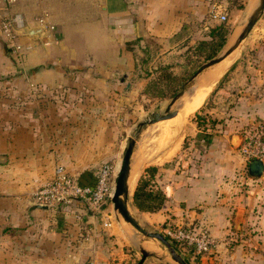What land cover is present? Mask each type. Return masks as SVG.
Returning a JSON list of instances; mask_svg holds the SVG:
<instances>
[{"label": "crops", "instance_id": "obj_1", "mask_svg": "<svg viewBox=\"0 0 264 264\" xmlns=\"http://www.w3.org/2000/svg\"><path fill=\"white\" fill-rule=\"evenodd\" d=\"M148 1L0 0V19L14 13L21 15L23 26L18 30L17 38L27 45L24 61L18 62L15 54L6 47L0 27V83H11L8 87L11 90L17 88L16 91L19 87L31 89L35 97L31 95L29 100L36 104L42 102L43 98L39 97L46 92V102L54 104V107H49L51 112L39 108L31 112L13 111L7 109L6 103L12 99L21 102L23 97L10 99L6 94L0 95V135L8 133L10 126L5 124L8 117L20 119L14 127L17 136L24 128L22 120L29 119L30 143L35 145L36 152L45 143L46 152L41 153L48 155L49 159L45 160L46 164H38V168L42 167L46 173L42 174L44 177L35 171L27 178L24 192L15 194L17 210L14 225L22 232L15 245L34 248L28 264L133 262L121 237H135V232L127 224H121L117 217L116 221L110 220L111 215L105 207L101 213L83 203H76L73 207L44 206L34 202L28 192L51 178L57 166L85 182L92 180L93 171L103 162L95 152L102 146L92 144L88 149L83 141V136L88 134L86 123L79 124L76 129L66 128L68 123L65 122L50 123L44 131L39 120L46 115L50 121L51 118L70 120L73 115L82 120L97 118L99 113L94 112L97 104L103 103V92L113 86L117 89L124 81L129 84L134 64L126 42L140 35H152L171 43L186 33H196L210 4L218 0ZM251 1L247 0L243 6L247 11ZM149 3H157L162 11L154 14ZM151 15H157L155 20L159 26L152 27L148 20ZM40 18L44 21L41 22ZM166 21H176L178 25L163 30L160 27L167 26ZM260 23L254 28L257 39L253 40L255 44L250 48L251 58L249 61L246 59L247 63L241 60L244 63L234 66L231 73L235 76L228 79L214 96L215 103L219 105L208 110L215 120L214 125L204 131L197 128L191 134V154L197 158H190L186 164L183 161L178 169L159 168L157 172L165 198L158 212L149 211L150 214L146 215L149 220L162 221L166 214H171L176 223L206 227L217 240L216 246L199 258L183 255L188 264L263 263L259 247L264 245V211L260 213V208L257 211L252 209V189L241 187L245 182L241 178L244 159L234 144L243 128L264 118V21ZM46 24L53 25V29L46 28ZM36 26L39 28L36 33L27 32ZM214 79L204 86L209 89L208 94L215 87L212 86ZM110 101H113L112 97ZM66 103H77L83 107L74 111L69 105L64 110ZM100 133L98 130L97 134ZM38 159L42 161L41 157ZM116 168L117 165L115 173ZM23 177L20 174V181ZM12 191L0 194V198H10ZM238 208H243L244 214L240 231L233 232ZM10 260L18 261L16 258ZM26 260L28 262L29 259ZM19 263L24 264L22 258ZM142 264H149L147 258Z\"/></svg>", "mask_w": 264, "mask_h": 264}, {"label": "rangeland", "instance_id": "obj_2", "mask_svg": "<svg viewBox=\"0 0 264 264\" xmlns=\"http://www.w3.org/2000/svg\"><path fill=\"white\" fill-rule=\"evenodd\" d=\"M246 1L247 0H235L231 3L230 0H218V2H222L226 7L228 17L225 21L209 20L207 19L206 14L202 21H200V24H198L199 26L196 33H186V35L182 36V38H179L171 43H169L166 39H159L152 35H140V37H136L133 40L126 42V47L131 50L132 61L134 64V69L129 75V84L127 85L124 81L117 89L113 86L103 92V103H98L95 108L96 112H94L99 113L97 118L82 120L80 118L73 117V115L70 117V120L51 118L50 121L46 118V115L44 118L39 120L40 126L44 127L45 131V128L50 123L54 125L55 123L61 124L65 122L68 123L65 124L66 128L73 127L76 129L75 127H78L79 124L83 125V123H86L88 134L83 136V141L86 142V147L89 149L92 148V144H100L102 148L95 151L96 155L99 157L101 162L110 161L117 165L116 171L129 137L136 136V142L131 159L132 166L139 167L137 179L144 171L145 167L156 166L157 170L155 171L154 176L151 175L148 178H152V187H154L155 190H160L159 175L157 174L159 168L178 169L183 161L184 164H186L190 158L196 157L191 154L193 147L191 134L195 132L197 128L204 131L214 125L212 124L213 115L208 111L214 109L213 105H219L215 103L214 96L217 94V90L222 88V85H224L228 79L235 76L234 73H231L234 66L238 63H247L249 58H251L250 48H252L255 44L253 40L257 39L255 37L257 32H254V28L257 25L260 26V22L264 21V11L250 30L246 39L240 44V50L237 54L238 56L236 55L232 63H230L231 65L228 67V70L220 76V79H217L215 87L208 94L205 101L201 103V105L199 104V107L193 106L195 103L191 105L192 107L185 103L186 110H182L178 106L184 99V96L179 103L173 104L171 107V109H178V113L172 117L174 119L170 118L158 121L162 124L168 121H181L182 124L178 126L177 131L173 135H168L166 131H158V122L144 125L139 132L137 131V124L139 121L148 117L152 112L163 111L172 96L182 87H185L186 91L189 92L196 84L202 82L199 80V76L208 68L198 74L194 79L189 81V78L202 63L219 54L222 49L239 33L244 19V17H242L244 8H239V6L241 4L244 6ZM148 5L152 7L154 14L162 11L157 3H149ZM156 16L157 15H151V17L148 18V20L151 21L153 28L158 25L156 22L157 20H155ZM146 17L147 16H145V18ZM164 23H167V26H161L160 28L163 27V30L171 29L178 25V22L176 21H166ZM221 24L226 26V34L224 35L222 33L214 32L215 34L210 36V30ZM222 35H224L226 39L223 47L212 57H207L206 55L211 51V46H217L221 37H223ZM6 47L9 48L7 44ZM21 57L22 61H24V52ZM246 59H248V61ZM241 60L246 61L240 62ZM251 61H253V59ZM222 78L223 80L219 84V81ZM197 80L199 81L196 82ZM8 85H11V83L7 85L5 83H0V95L6 94L10 99L15 96H22L23 99H21V102L14 99L7 102V109L13 111L18 109L31 112L32 110L39 108L45 112L52 111L49 107H54V104L46 102V92H43V95L39 97L43 98L42 102L36 104L31 102L32 100H29L31 95L34 96L31 89H20L19 87L16 91L15 89L17 88L11 90ZM111 90L112 93H110ZM206 92L207 91H204L197 101L201 100ZM110 97L113 98V101H110ZM69 105L71 110L74 111L81 110L83 107L77 103H66L64 105V110H67ZM91 105L93 106V104ZM58 107L59 105L57 104L56 110ZM79 107L81 108L79 109ZM92 108L94 109V107H89L90 110ZM60 109L63 108L61 107ZM180 111L185 112L186 114L179 119H175ZM214 117L217 119V116ZM18 123H20V119H17L14 116L8 117L5 123L8 127L10 126L8 133L0 135V194H9V190H13L10 198H0V264H20L19 261L21 258L23 259L24 264H28L30 261V255L33 254L32 251H34V248L15 245L17 238H19L22 233L19 231L20 227H16L14 225L16 222L15 212L17 210L15 202L17 199L15 194H22V192H24L23 187L28 182L27 178L35 171L39 173L42 178L44 177L46 173L42 167L38 168V164H46L45 160L48 159V155H43L41 153L46 152L45 143L40 145L38 150L39 152H36L34 150L35 145L30 143V136L27 130L31 126L30 120H22L24 128H22L21 133L17 136L14 134V127ZM98 130L101 132L100 134H97ZM17 138H19V140H16ZM5 140L8 141V143H5ZM39 157L42 158V161L38 159ZM20 174L24 176L22 181H20ZM42 174L44 175L42 176ZM137 179L131 191L132 195L128 200L130 211L144 228L148 230H156L166 235V226L176 223L173 221V215L166 214L164 218L162 217V221L154 220L151 222L148 216H146L147 214H150L149 211H141L137 209V207L133 204L132 198ZM244 180L245 182L241 184V187L246 186L249 189H252V192L255 193H250L253 197L252 204L254 205V208L252 209L257 211V208H260L259 212L261 213L262 210L264 211V178H253L248 180L246 177L243 181ZM257 192L262 193L257 194ZM28 194H30V191ZM104 206L106 208V212L111 215L110 220L116 221L117 216L113 209L112 201H108ZM158 211L159 210L156 209L153 212ZM117 218L121 224H127L129 228L135 232V237H128L126 235L121 237V239L126 242H123L125 244V251H128L129 255L131 254V258H133L132 264H137L138 260L141 258L142 248L148 251V254L144 258L143 262L147 258L149 264H176V262L171 259L166 248L157 239L143 235L132 225L126 222L121 216ZM257 219L259 220V218ZM247 223L251 222L248 221ZM239 231L235 229L233 232ZM253 234L254 232L251 235ZM262 235V238H264V232H262ZM168 239H170L178 251H182L181 253L185 257L190 258L191 256H194V259H196L197 257L199 258V256L208 253L205 252L202 255L196 254L192 248H183L181 244L179 245V243L172 238ZM259 250L263 254L262 264H264V245L260 246ZM15 258L18 259V261L10 260ZM26 259H29L28 262Z\"/></svg>", "mask_w": 264, "mask_h": 264}, {"label": "built area", "instance_id": "obj_3", "mask_svg": "<svg viewBox=\"0 0 264 264\" xmlns=\"http://www.w3.org/2000/svg\"><path fill=\"white\" fill-rule=\"evenodd\" d=\"M11 2L14 0H2ZM226 7L222 2L215 1L210 4L207 10V19L225 21L227 19ZM43 22L44 18H40ZM23 26V19L20 14L14 13L3 16L0 19V27L6 44L21 61L27 45L21 43L17 36L18 30ZM46 28L53 29V25L46 24ZM241 141L237 146L240 155L246 160L244 172L248 176L247 164L251 158H258L264 165V123L258 124L255 128L241 132ZM114 163L102 162L94 171L93 182L81 183L78 178L65 170L62 166L54 169L51 178L36 185L30 190V198L41 205H62L71 206L76 203L86 204L89 208L99 210L101 213L104 205L110 201L114 190L115 177ZM264 174V170H263ZM264 178V177H263ZM169 238L184 247L192 248L194 253L203 254L209 252L216 246L217 240L209 231L194 223H174L165 228ZM182 252V251H181Z\"/></svg>", "mask_w": 264, "mask_h": 264}, {"label": "water", "instance_id": "obj_4", "mask_svg": "<svg viewBox=\"0 0 264 264\" xmlns=\"http://www.w3.org/2000/svg\"><path fill=\"white\" fill-rule=\"evenodd\" d=\"M264 11V0H260L257 7H255L251 11H247L245 8L243 11V25L239 31V33L234 37V39L226 45L222 51L217 54L216 56L208 59L204 63H202L193 75L189 78V81L194 79L199 73H201L204 69L211 66L212 64L218 62L226 55L234 51L248 36L250 30L259 19L261 14ZM38 27H31L28 29V33L34 34L38 31ZM186 91L185 87H182L179 91H177L170 101L168 102L167 106L163 111H154L148 117L138 122V129L139 132L141 128L146 124H152L158 120L166 119L169 117H173L178 113V109H171L172 105L184 94ZM241 134L237 135V138L234 140V144L237 147L241 141ZM136 142V136L129 137L127 145L124 147L118 169L115 173L114 177V190L111 196V201L113 203V209L116 212L117 217H122L126 222L132 225L137 231L141 232L143 235L157 239L168 251L170 257L176 264H188L186 258L183 254L176 249L173 243L166 237L165 234L156 231V230H148L144 228L141 223L137 220V218L132 214L129 208V198L132 195L130 193V187L128 185V173L130 169V161L133 152V148ZM264 165L262 161L258 158H251L248 160L247 164V171L251 177H264L263 174ZM47 206V205H44ZM244 214L243 208H238L235 212L234 216V223L233 226L235 229L239 230L241 227L242 217ZM142 256L138 260L137 264H141L148 254V251L144 248L141 249ZM170 264V263H168Z\"/></svg>", "mask_w": 264, "mask_h": 264}, {"label": "bare ground", "instance_id": "obj_5", "mask_svg": "<svg viewBox=\"0 0 264 264\" xmlns=\"http://www.w3.org/2000/svg\"><path fill=\"white\" fill-rule=\"evenodd\" d=\"M259 2H260V0H252L250 6L248 8V11H251L253 8L257 7V5L259 4ZM239 50H240V45L234 51H232L231 53H229L228 55H226L224 58H222L218 62L212 64L211 65L212 67L209 66L210 69H209V67H207L208 70L205 71L199 77V80L202 81V82L196 84L189 92L185 91L184 94L174 104L179 103L183 99V97L185 96L184 99L181 101V103L178 106L180 109L186 110L185 103H187L188 106L190 105V107H192L191 105H193L195 103L193 106L199 107L201 105V103L204 101V99L207 96L208 91H209V89L208 90H205V87L204 86L208 82H210V80L212 81V79H214L216 77V75L221 72L216 77V79L213 80L212 86H215L217 79L218 78L220 79V76H222L223 73L226 70H228V67L231 65L230 63H232V61L234 60V58L238 54V51ZM207 79H209V80H207ZM199 80H197L196 82H198ZM204 91H207V92L204 94L203 98L201 100L197 101V99H199L201 97V94L204 93ZM186 93H187V95H186ZM189 109H191V108H189ZM184 114H186V113L180 111L179 114L175 118L180 117V116H183ZM170 118H172V117H169V118H166V119H170ZM166 119H161V120H166ZM172 119H174V118H172ZM161 120H158V121H161ZM158 121H156V122H158ZM152 124H154V123H152ZM181 124H182V122L179 121V120L168 121V122L163 123V124L162 123H159V124H157V130L158 131H166V133L168 135H173L177 131L178 126H180ZM114 167H115V164H114ZM138 170H139V167H137V166L136 167L135 166L133 167L132 166V159H131V161H130V169H129V173H128V185L130 187V193H131L132 188H133V186H134V184L136 182L137 175H138Z\"/></svg>", "mask_w": 264, "mask_h": 264}, {"label": "trees", "instance_id": "obj_6", "mask_svg": "<svg viewBox=\"0 0 264 264\" xmlns=\"http://www.w3.org/2000/svg\"><path fill=\"white\" fill-rule=\"evenodd\" d=\"M233 1H235V0H230L231 3ZM239 8H243V4H241L239 6ZM225 27L226 26L221 24L218 27L216 26L215 28H212L210 30V33H209L210 36H213V34H215V33H222L225 35L227 32V29ZM224 35H222L223 37H221V40L217 44V46H211V51L206 55L207 57H212L213 55L216 54V52L219 49H221L223 47V45L225 44V40H226ZM222 80H223V78L219 81V84ZM214 122H215V120L212 119V124ZM260 123H264V118L257 120V121H254L253 123H251L247 127L243 128L242 131L253 129ZM245 166H246V160L244 159V163H243V166L241 168V178L244 179L247 177L248 180L253 179L254 177H251L250 175L246 176V174L244 172ZM156 170H157L156 166H147L144 168V171L140 174L139 178L137 179L138 181L136 183L132 198H133V204L137 207V209H139L141 211H155L156 209H159L162 205L164 198H165V195H164V192L162 191V189L155 190V188L152 187V183H151L152 178L151 177H150V179L148 178L151 175L154 176ZM94 171H93V174H94ZM90 174H92V173H90ZM91 176H92L91 177L92 180L89 179L85 182L81 181V180H79V181L81 183H90L91 184L93 182V179H94L93 175H91ZM257 178L263 179V177H257ZM254 179H256V178H254ZM64 207H67V206H64ZM199 226H201V225H199ZM202 227H204V226H202ZM204 228H206V227H204ZM166 237L169 238L168 236H166Z\"/></svg>", "mask_w": 264, "mask_h": 264}]
</instances>
